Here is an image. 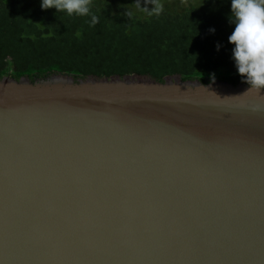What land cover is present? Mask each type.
Wrapping results in <instances>:
<instances>
[{
	"label": "water",
	"instance_id": "water-1",
	"mask_svg": "<svg viewBox=\"0 0 264 264\" xmlns=\"http://www.w3.org/2000/svg\"><path fill=\"white\" fill-rule=\"evenodd\" d=\"M0 79V264H264V90Z\"/></svg>",
	"mask_w": 264,
	"mask_h": 264
},
{
	"label": "trees",
	"instance_id": "trees-1",
	"mask_svg": "<svg viewBox=\"0 0 264 264\" xmlns=\"http://www.w3.org/2000/svg\"><path fill=\"white\" fill-rule=\"evenodd\" d=\"M159 2L156 16L143 11L152 0H91L98 22L90 26V16L42 10L40 0H0V79L62 73L244 83L228 42L231 0Z\"/></svg>",
	"mask_w": 264,
	"mask_h": 264
},
{
	"label": "clouds",
	"instance_id": "clouds-1",
	"mask_svg": "<svg viewBox=\"0 0 264 264\" xmlns=\"http://www.w3.org/2000/svg\"><path fill=\"white\" fill-rule=\"evenodd\" d=\"M152 3L151 10L143 11L148 15H160L164 11L163 4L159 0H152ZM230 4L229 22L234 29L228 42L234 46L232 59L237 73L249 86L244 93L260 94L264 90V0H231ZM40 7L42 10L55 9L69 17L90 16V26L98 22V17L92 13L91 0H40Z\"/></svg>",
	"mask_w": 264,
	"mask_h": 264
},
{
	"label": "rangeland",
	"instance_id": "rangeland-1",
	"mask_svg": "<svg viewBox=\"0 0 264 264\" xmlns=\"http://www.w3.org/2000/svg\"><path fill=\"white\" fill-rule=\"evenodd\" d=\"M50 76V75H49ZM46 77H48V76H46Z\"/></svg>",
	"mask_w": 264,
	"mask_h": 264
}]
</instances>
